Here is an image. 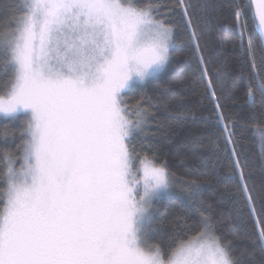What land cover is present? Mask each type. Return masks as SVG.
<instances>
[{
  "label": "snow or ice",
  "instance_id": "6c2138e0",
  "mask_svg": "<svg viewBox=\"0 0 264 264\" xmlns=\"http://www.w3.org/2000/svg\"><path fill=\"white\" fill-rule=\"evenodd\" d=\"M210 7L178 0L166 19L151 0L7 5L10 26L0 28L6 76L0 116L25 119L20 155L5 151L2 157L0 264H242L243 253L234 254L231 243L217 235L211 204L195 234L177 236L166 248L147 243L155 232L153 204L172 192L175 177L156 151L138 150L133 143L153 116L150 98L142 95L131 104L126 98L136 84L169 67L186 35L211 97L213 127L224 142L221 150L210 131L193 141V150L215 157L216 164L230 161L225 179L236 181L239 191L223 194L229 213L240 208L242 196L254 219H264V175L257 191L254 173L246 172L237 121L226 119L224 101L207 75L211 50L201 40L210 27L205 19ZM229 30L235 32L232 51L249 106L259 98L264 108V0H237ZM224 66L221 61L214 69L221 91ZM251 130L264 160V125ZM184 183L189 196H200L198 180ZM258 239L264 244V227Z\"/></svg>",
  "mask_w": 264,
  "mask_h": 264
},
{
  "label": "trees",
  "instance_id": "16d2710c",
  "mask_svg": "<svg viewBox=\"0 0 264 264\" xmlns=\"http://www.w3.org/2000/svg\"><path fill=\"white\" fill-rule=\"evenodd\" d=\"M12 0H0V28L10 26L7 24V5ZM149 0H140L147 3ZM160 6L162 18L171 19L170 11L178 6V0H151ZM207 2L211 7L205 17L210 27L205 29V38L201 44L207 42L211 50L212 59L208 64L207 75L212 77L216 94L224 103L221 108L224 115L237 121V136L239 147L244 156H247V171L254 173L257 181V191L264 163L258 140L251 130L255 124L264 125V108L260 107L259 98L255 105L246 95L245 80L239 74L237 54L232 51L236 40L235 32L230 31L232 20V7L237 0H193V3ZM244 3L247 0H243ZM217 53L222 55L217 56ZM4 56L0 54V86L6 76L3 71ZM224 61V91H221L219 82L214 76V69ZM205 77L201 72L195 52L189 45L186 35L182 36L172 53L169 67L150 82L136 84L132 91L127 93L129 103H135L141 96L150 98L148 107L153 116L142 130L135 134L133 143L138 150L148 151L149 147L156 151L160 160L167 161L170 171L175 179L184 188L188 189L185 181L196 179L200 182L201 194L197 198L183 195H165L154 202L157 213L155 232L148 235L149 244H158L166 248L177 236L193 235L200 230L201 213L205 212L207 205H213L211 213L217 235L230 242L236 255L243 253L242 264H264V244L258 239V229L264 227V219L259 222L248 210L241 196L240 208L228 212L230 201L223 194L227 190L231 194L239 191L236 181H227L230 161L215 163V157L204 156L194 151L193 141L197 137H206L210 131L216 132V139L221 150L224 148L223 133L213 127L215 116L211 111L212 103L206 91ZM25 117L19 121H12L0 116V189L3 188L2 172L3 153L5 151L19 156L18 145L21 144L20 133ZM247 125V127H241ZM206 142V141H204ZM141 145L144 147L141 148ZM203 156V158H202ZM243 163V156H242ZM19 167V164L16 165ZM203 202V204L201 203ZM257 205L256 216H259Z\"/></svg>",
  "mask_w": 264,
  "mask_h": 264
},
{
  "label": "rangeland",
  "instance_id": "374dc122",
  "mask_svg": "<svg viewBox=\"0 0 264 264\" xmlns=\"http://www.w3.org/2000/svg\"><path fill=\"white\" fill-rule=\"evenodd\" d=\"M138 84H142V83H138ZM144 84V83H143ZM184 184H181V182H178L176 179H174V184H173V190L171 193L167 194V195H170V194H177V195H183L184 193H188L187 191V188H184ZM153 208H154V204H153ZM147 243L148 242V236L145 238Z\"/></svg>",
  "mask_w": 264,
  "mask_h": 264
}]
</instances>
